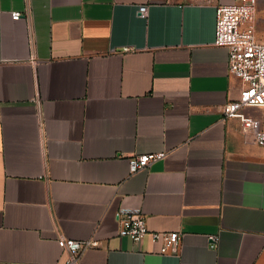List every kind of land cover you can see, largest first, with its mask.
Segmentation results:
<instances>
[{
    "label": "crops",
    "instance_id": "0c3cea01",
    "mask_svg": "<svg viewBox=\"0 0 264 264\" xmlns=\"http://www.w3.org/2000/svg\"><path fill=\"white\" fill-rule=\"evenodd\" d=\"M234 1L0 0V264H66L61 236L98 242L79 264H264V147L223 116L243 83L214 43ZM122 207L178 252L121 236Z\"/></svg>",
    "mask_w": 264,
    "mask_h": 264
},
{
    "label": "built area",
    "instance_id": "2783aa9c",
    "mask_svg": "<svg viewBox=\"0 0 264 264\" xmlns=\"http://www.w3.org/2000/svg\"><path fill=\"white\" fill-rule=\"evenodd\" d=\"M259 0H235L231 4L217 7L215 45L227 47L229 69L243 83L239 99L231 100L222 107L225 118H238L247 132H251L256 142L264 147V128L260 122L246 114L249 107H264V39L257 35L256 13ZM149 6L139 7V16L147 18ZM14 19L22 17L19 11L12 12ZM165 157L164 152L145 153L130 160L131 172L145 169L153 161ZM119 234L137 242L150 236L152 241L161 242V253H176L181 243V233L152 232L145 215L138 209L120 208L116 213ZM215 240V236L210 237ZM59 245L69 252L66 264H79L81 255L89 248L96 247L94 239L77 240L61 236Z\"/></svg>",
    "mask_w": 264,
    "mask_h": 264
}]
</instances>
